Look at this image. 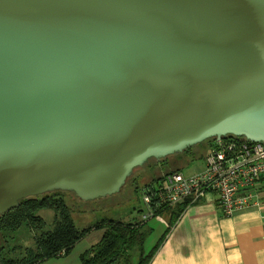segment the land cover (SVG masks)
Masks as SVG:
<instances>
[{
    "label": "water",
    "instance_id": "95a60500",
    "mask_svg": "<svg viewBox=\"0 0 264 264\" xmlns=\"http://www.w3.org/2000/svg\"><path fill=\"white\" fill-rule=\"evenodd\" d=\"M228 135L264 143V0H0V215Z\"/></svg>",
    "mask_w": 264,
    "mask_h": 264
},
{
    "label": "trees",
    "instance_id": "16d2710c",
    "mask_svg": "<svg viewBox=\"0 0 264 264\" xmlns=\"http://www.w3.org/2000/svg\"><path fill=\"white\" fill-rule=\"evenodd\" d=\"M205 141L207 143L203 153L208 147L210 139ZM177 170L180 169L173 171ZM160 178H156V180ZM64 192L54 190L23 198L19 200L18 206L0 215V234L2 231L14 230L22 223L36 229V232L39 231L35 234L33 246L24 248L18 246L24 250L23 254L18 258L2 257L0 264H36L49 257L67 254L79 240L93 230H102L101 237L94 245L80 254L81 264H148L160 239L147 252L144 251L146 236L153 231L151 226L145 227L147 219L125 222L102 218L91 225L77 228L70 216L69 206L63 197ZM188 204L189 201L184 200L172 206L162 207L155 212V215L162 216L168 213L169 219H173ZM45 208L54 210V226L51 230L42 231L44 222L37 211ZM1 235L3 238L4 233L2 232ZM3 247L4 245L1 243L0 251L3 250ZM19 252L21 253V251Z\"/></svg>",
    "mask_w": 264,
    "mask_h": 264
},
{
    "label": "built area",
    "instance_id": "2783aa9c",
    "mask_svg": "<svg viewBox=\"0 0 264 264\" xmlns=\"http://www.w3.org/2000/svg\"><path fill=\"white\" fill-rule=\"evenodd\" d=\"M203 159V167L193 173L185 175L180 170L170 171L154 183L141 187L145 205L141 219H149L158 209L184 200L194 203L207 194L214 195L224 216L258 206L264 200L263 142L231 135L212 138Z\"/></svg>",
    "mask_w": 264,
    "mask_h": 264
},
{
    "label": "crops",
    "instance_id": "0c3cea01",
    "mask_svg": "<svg viewBox=\"0 0 264 264\" xmlns=\"http://www.w3.org/2000/svg\"><path fill=\"white\" fill-rule=\"evenodd\" d=\"M162 216L166 227L148 264H264L263 199L224 216L207 194L176 218Z\"/></svg>",
    "mask_w": 264,
    "mask_h": 264
},
{
    "label": "rangeland",
    "instance_id": "374dc122",
    "mask_svg": "<svg viewBox=\"0 0 264 264\" xmlns=\"http://www.w3.org/2000/svg\"><path fill=\"white\" fill-rule=\"evenodd\" d=\"M206 152V150H205ZM186 160L180 167V171L187 175L195 172L203 167V155ZM181 154H173L165 159L173 160ZM159 164L155 159L150 158L144 165L136 167L131 175L127 178L121 189L114 194L99 197L93 200H81L73 192L65 191L63 197L69 206L70 216L77 228H83L102 219H115L121 221H136L141 219V213L145 212V205L142 201L140 188L150 182H155V178L162 175H155L153 178L147 177L150 170ZM37 214L43 219L42 231L51 230L54 226V210L40 209ZM160 218L167 221L166 216ZM157 218H149L146 220L145 227L151 226L153 231L146 236L144 243V251L147 252L157 241L158 237L165 230L166 225ZM36 229L30 228L26 223H22L14 230L2 231L0 234V244L3 243V250L0 251V260L5 258H18L24 250L18 246H33V239ZM102 230H93L79 240L67 254H61L56 257H49L36 264H81L80 254L94 245L101 237ZM21 251V253L19 252Z\"/></svg>",
    "mask_w": 264,
    "mask_h": 264
},
{
    "label": "flooded vegetation",
    "instance_id": "af4514ba",
    "mask_svg": "<svg viewBox=\"0 0 264 264\" xmlns=\"http://www.w3.org/2000/svg\"><path fill=\"white\" fill-rule=\"evenodd\" d=\"M206 143L207 141H203L201 143L189 147L186 151L181 152V155L175 157V159L173 160L169 161L165 158L156 160L159 164H156V166L150 170V173L147 177L151 179L155 175H164L165 173L173 171L174 169H180V167L186 160L202 155Z\"/></svg>",
    "mask_w": 264,
    "mask_h": 264
}]
</instances>
